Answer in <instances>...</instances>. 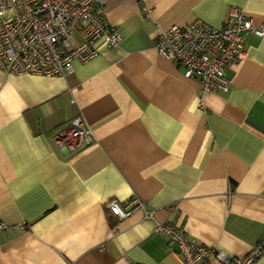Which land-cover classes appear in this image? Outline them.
I'll return each mask as SVG.
<instances>
[{
    "label": "crops",
    "instance_id": "obj_1",
    "mask_svg": "<svg viewBox=\"0 0 264 264\" xmlns=\"http://www.w3.org/2000/svg\"><path fill=\"white\" fill-rule=\"evenodd\" d=\"M104 8L122 41L74 62L72 76L0 71V264H182L156 221L245 255L264 235V37H245L223 94L203 93L155 44L161 31L195 20L219 29L231 8L260 23L264 0H105ZM79 117L93 141L65 156L52 138ZM135 200L154 221L138 210L120 220L108 207Z\"/></svg>",
    "mask_w": 264,
    "mask_h": 264
},
{
    "label": "built area",
    "instance_id": "obj_2",
    "mask_svg": "<svg viewBox=\"0 0 264 264\" xmlns=\"http://www.w3.org/2000/svg\"><path fill=\"white\" fill-rule=\"evenodd\" d=\"M104 5L105 0H0V71L68 78L74 73L73 63L93 60L99 46L118 47L122 38L109 24ZM141 6L149 20L150 9L143 2ZM248 35L263 38L264 20L256 23L243 11L231 8L219 29L195 20L161 31L155 50L162 59L183 68L185 77L194 78L203 93L223 94L231 85L224 71L245 59ZM92 141L93 134L80 117L52 138L54 148L65 156L78 153ZM108 207L120 220L138 210L145 219L154 221V214L137 200L125 208L117 202ZM3 229L6 225L0 223ZM154 232L176 246L182 264H206L209 256L218 264H254L264 255V235L245 255L229 256L188 239L181 229L168 223L156 221Z\"/></svg>",
    "mask_w": 264,
    "mask_h": 264
}]
</instances>
